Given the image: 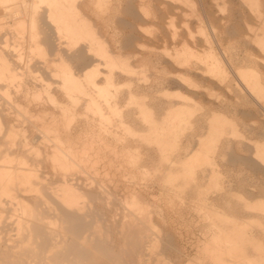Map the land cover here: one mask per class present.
<instances>
[{
    "label": "bare ground",
    "instance_id": "1",
    "mask_svg": "<svg viewBox=\"0 0 264 264\" xmlns=\"http://www.w3.org/2000/svg\"><path fill=\"white\" fill-rule=\"evenodd\" d=\"M112 1L114 0H32V2L28 4L26 0H17V2H15L16 6L11 7L12 4L10 2H13L12 0H0V18L2 16L7 15L8 12L12 14L16 10H21L26 15L24 17L23 22H26L27 20L28 22H30V25H31V32L29 30L30 35L28 34L29 39H27L28 35L26 34L24 35L25 32L23 33L22 30L21 32L23 35L21 39H19L18 41L16 40V43L11 42V40H9L8 38H4L3 36L0 35V264H31L30 262H35V263L39 262L43 264H82L83 262L84 263L87 262L88 264H108V262L109 261L111 262V259H113L114 256L116 255V250L115 251L113 250L114 248L113 246H112L113 248L111 246L109 247V240L104 236L103 232L100 233L99 231H93V230H95L94 224L97 220L95 218L94 212L98 211V213H100L101 211H103L102 212L103 214L104 213L112 214V212L115 211L112 200L113 198L117 196L116 192L119 190L113 189L115 187L111 188L110 186L106 184V183H109L108 181L106 182V180H110V179L105 180L101 177L99 178V176L97 175L99 178L98 179L96 174L98 173L102 174V172L104 171L103 174L105 173V175L108 176L110 175L108 170H111L112 166L114 165L113 164L114 161L110 159L111 153L109 154V152L111 151L114 152L115 151L114 148H117V147H114L113 145H111L112 143L109 142L110 139L108 138L110 135H113L114 132L116 133V131L113 130L114 126L116 125L115 127L117 126L122 127L124 130L126 129L127 131H130V133H132V128H133L132 124L133 122H135V120L132 119L134 115L133 112L129 111V113H126L128 120L125 119L126 117L124 115L119 114L118 116L119 119H116L117 117L115 118L116 120H118L117 121L118 123L116 124V121L115 123L114 121L113 123H111L113 119H110L111 114L107 116V114L109 113V112L107 113V110L115 112V115H116V112L120 113L121 111V110L119 111V107H120L119 104L123 102L122 100H124L125 102L128 97L132 99L136 96L140 97V95L144 96V98L147 96L146 93L144 94V91L147 90L146 87H145L146 89L143 88L144 91L141 89L143 93L140 92L139 88L141 87L138 85H137L138 90H136V88H135L136 91L133 90V87H134L133 84L135 81L134 75L141 73V72L138 71L139 69L137 70L135 65L130 63L132 61H129V59L135 57L137 59V62L142 63L143 61H145L144 55L141 54V56H138L140 53L138 50L139 46L137 42L139 39H141L138 37L141 36L140 34L142 31V30L140 31L138 21L142 18H145L146 16H149L152 13H150L151 10L148 11L149 9L147 8H141L142 6L144 7L143 5L144 0H129L128 2L126 0L127 4H125V6L122 4L123 5L122 7L120 5L121 3L119 2L120 0H118L119 8H116V10L118 9V12L120 11L121 15L123 13L125 17L127 16L129 18V20L122 19L121 17L119 18L115 17L119 24L118 25L119 31L117 30V28H114L113 30H111L110 22L114 17L112 13L114 12V9H115L113 7L114 2ZM177 1L178 0H156L157 5L156 6L152 5L153 7H156V12L153 14L154 18H157L161 24L164 23L166 25V28H168L169 25L174 27L173 16L175 15V12H173V10L176 8L175 4ZM186 1L187 3H189L188 0ZM246 1L244 0L245 5L247 6ZM221 2L223 3V1ZM239 2H242L241 4H244L242 0H240ZM248 2H250V4L252 5L256 3L253 0L248 1ZM255 6H253L252 8H254ZM16 7L18 8L16 9ZM246 8H248V6ZM209 9L211 10V8ZM259 11L257 12L259 13ZM210 12H213V11L211 10ZM229 12H232V11H229ZM216 13L218 12L216 11ZM258 13L257 14L255 13V14L259 16ZM212 15H211V18H212ZM179 19L181 20V18ZM245 24H246V20H245ZM20 26L24 27L22 26V24ZM239 26H242V25H239ZM163 27L165 29V26ZM173 27L171 28V30H173ZM126 29L128 30V32L124 31ZM122 30L124 32H121ZM166 31L168 32V30ZM241 35L243 34L241 33ZM248 37L246 39H248ZM164 41H166V38ZM254 42L256 41L254 40ZM140 43L141 42H139V44ZM251 45L247 46V48L250 47L251 49L252 48ZM44 47L45 49H48L46 50L47 52H49L48 56L50 55L52 57V59L49 58L50 60L47 62H45L46 58L43 61V58H44L43 56H42L43 58L41 57L42 60H40L35 55L37 53L36 51L42 50L44 49ZM23 48H26V50L28 48L29 54L23 53L22 52ZM186 48H189V46H186ZM124 49L125 50L129 49L131 52L127 54L123 53L125 51ZM259 51H261V48ZM31 52L35 53V54L33 53V57L35 55L36 58L35 57L33 58L31 56L32 54L30 55ZM40 52L41 51H39V53ZM254 52L255 51L253 52L250 51V54ZM43 53H45V51H43ZM182 53L183 52L181 51V54ZM46 54L44 55L47 56ZM148 54H151V52L150 53L148 52ZM250 54H248L247 56L245 55L246 57H245L244 62L249 63V65L251 66L262 64L263 60H258L257 58H255L256 56L253 57ZM172 55L173 54L169 53V57ZM175 55H176L174 59L175 64H178L179 67L183 68L185 63H183V60L180 58V56H178L177 54ZM149 57H152V56L148 55L145 58L147 59ZM160 59H162V57ZM149 62L152 63L153 61L151 62L150 60ZM206 63H209V62H206ZM207 65H210V64H207ZM186 67L189 68V64H187L185 68ZM40 69L41 70L43 69V71H45L47 76L36 75L35 73L38 72ZM151 69H154V68L151 67ZM187 75H189L188 76L189 78L190 74L187 73ZM154 76H155L154 80L152 81L150 86L148 84L147 85L149 86L148 88L150 90H155L157 91V93L167 90L165 88L167 85H170V84H174L175 86H179V87L184 86L187 90L192 89L191 88L192 83L187 81V79L183 77V72L181 71V69L173 70V71L170 70V72H168V75L167 73H165L164 75L158 73V74H155ZM206 77L204 76V78ZM200 78L199 80H201ZM212 80L213 79H211V81ZM207 81L206 83H209ZM253 81L255 84L254 88L244 87L243 90H239V91L235 89L237 92V97L238 98L241 97L244 100L247 99V96H250L252 98V94L256 92L255 90H259L261 92V95L259 94L257 95L262 99V101H264V85L263 83H261L260 77L257 75L256 77H254ZM213 82L214 81H212V83ZM124 84L126 86L128 85V88H129L127 92L125 93L122 90H120V86H123ZM218 86H219V83H218ZM179 89L180 88H178V90ZM194 89L191 90L192 94L195 93L196 91ZM182 90H184V88H182ZM187 92L186 94L189 93L188 97H190L191 92H188V93ZM165 95L168 96L167 93H165ZM123 98H125L126 100ZM191 98L192 96L190 97V99ZM193 98L195 99L196 97H193ZM172 99L171 100L169 99V101L166 103L167 105L166 106L167 108L166 117L162 119H158L154 115H152L154 113L151 114L150 109H149L150 110L149 114L151 115L147 117H151V119L150 118L147 119V117L146 118L144 117L148 121L150 120V123L148 124L147 128L143 129V131L147 132L148 135L144 136L142 134L143 135L142 140L147 141L149 144H156L159 148V149L157 148L158 149L157 151L159 152L161 151L162 154L168 149L172 150L174 148V150H176L175 148H177L179 145L176 141L177 137L173 135L174 129L178 127V121H179L178 115L179 114H177L178 112L175 113L172 110V108L176 106V103ZM141 105L142 104H140V106ZM144 105H145L144 106L145 108L147 105L146 104ZM251 106L249 105L248 107H251ZM255 106H253V110L256 108ZM259 106H261L262 109H264L262 105H259ZM141 107H143V105ZM144 108H143V111H144ZM104 110H106V112ZM252 111L251 113L253 115ZM259 111L261 112V110ZM262 113L263 112H261V114ZM257 114H260V113L258 112ZM130 117L132 120H129ZM145 119L142 120L143 123L146 122ZM96 126L98 128H95ZM118 130L117 132H119ZM133 134H135V132ZM125 140L126 139H124V141ZM222 140H224L222 139V137L217 138L218 142ZM227 143H230L229 144V147H230V145L233 142L231 143V142H228L227 140ZM128 145H130V143ZM262 147L263 146H261V148ZM126 148H128V146H126ZM258 148H255L256 153L254 152L255 155L257 154L256 156L257 161L255 159L249 158L248 156L247 157L249 159H247V157L245 158L246 160H249L251 164H255L256 166L258 167L260 166L262 168L261 166L262 164L260 161L264 163V147L262 149L260 148V150ZM118 153L119 152H117L115 155H118ZM134 154L136 153H133L132 156H134ZM225 154L227 153H224V154L221 153L223 157ZM125 155L127 156L128 154L126 153ZM165 156L162 157V159L165 158ZM178 156H179V153H178ZM138 157L139 155H137L134 159L137 160ZM233 157L230 156L229 160L230 161L233 160ZM128 159L130 160L129 156H128ZM139 159H142V158L139 157ZM144 160H143V163H145ZM132 161L134 160H131V162ZM170 163H169L170 166H168L170 168H169L167 177L173 183L175 181H179V182L182 181L184 182L185 185L190 184V186H192V183L194 184V182L196 180L198 181V179H200V181L201 180L203 181L205 178L208 177L209 179L211 178V180L214 179L213 181H215L214 177H216V180L219 177L217 175V171H216L217 169H215L216 173L214 169L210 170V172L207 170V172H209V175H208L206 174L205 170H203V171H200L201 173L200 174L198 173L199 174L198 175L196 173L198 171L196 170L193 171L191 170L192 168L189 169L190 168L189 166H188L189 168L184 166V169L183 167L182 169H180V167L179 168L176 167V161L174 162L171 160ZM212 165H215V164H212ZM139 167H141V165H139ZM143 168L144 167H142V169ZM212 168L214 167L212 166ZM92 173H96L95 177L91 175ZM48 174H52V177L49 178ZM79 174H84V175L88 174L87 175L88 177L85 176L86 178L84 177L82 178V181H80L81 175L79 176ZM112 177H114L113 174H112ZM195 186L197 187V185ZM204 186L202 188H204ZM133 191L132 193L137 194L136 190H133ZM182 192H184V189ZM197 193L199 192L197 191ZM229 193L230 192H228L227 194ZM134 194H131V195L133 196ZM138 195H140V193L137 194V196ZM135 203L133 202V205H135ZM127 206H130V205L128 204ZM124 207L126 208V206ZM130 211L131 210H129V212ZM96 217L99 220L100 216L98 217L96 215ZM5 231L13 232L14 235L10 238H4L2 234ZM224 232L227 235L230 231L226 233V231L224 230ZM224 232H222L220 236L223 235ZM87 233H89V235H87ZM243 233L244 231L241 233L242 236H243ZM245 233L248 234L247 231ZM235 234H238V233H235ZM237 236L238 235H236V237ZM222 237H218L219 239H217L216 237L215 238L217 240H220L222 239ZM226 237H228V235ZM224 241L221 240L220 243L226 246H229L230 243L234 242L233 240H230L227 238H226V241L225 242ZM120 243H121V240H120ZM146 243H150V240L147 241ZM225 243H229V245ZM235 243H236L235 246H238L237 244L238 242L235 241ZM28 247H32L35 253V256H33V259L31 260L26 258ZM230 247H228L229 249L226 248V250L228 249V251H231ZM234 248H237V247H234ZM244 248L245 246H243L241 250L239 248V250L241 251L240 253L243 252L242 249ZM248 249L245 248L244 251H247ZM146 250L148 251L150 249H146ZM236 250L237 249H235L234 253L231 251L233 255L232 254L229 255L227 253L228 260H230V262H231L230 258L235 259L236 256L238 257V255L236 254L237 252ZM258 250L261 251V249L259 248ZM121 251L123 252V250ZM39 252H41V256L40 255L37 256ZM118 254H121V253H118ZM256 255L259 256L258 258L256 257L257 264H258L259 263L258 261L259 260L261 261L262 259H260L261 255H259L258 253ZM214 256H215L214 257L215 260L220 259L219 253L215 254ZM242 258L245 259L244 257L240 258V255H239V259L242 260ZM236 259L238 260V258ZM236 259L232 261H236V264H237ZM252 261H255V260L252 259ZM238 262L242 263L241 261H238ZM243 262H246V261H243Z\"/></svg>",
    "mask_w": 264,
    "mask_h": 264
},
{
    "label": "rangeland",
    "instance_id": "2",
    "mask_svg": "<svg viewBox=\"0 0 264 264\" xmlns=\"http://www.w3.org/2000/svg\"><path fill=\"white\" fill-rule=\"evenodd\" d=\"M12 1L13 2H10L12 4L11 7L16 6L15 2H17V0H12ZM26 1L28 2V4L32 2V0H26ZM128 1L129 0H127V2ZM188 1L189 3H187L186 0L183 1L178 0L176 2L175 4L176 8L173 10V12H175V15L173 16L174 27L167 24L170 27L168 26V28H166V25L164 23L161 24L160 21L157 18H154L153 16V14L156 12V7H153L157 5L156 0H144L143 3L144 7L142 6L141 8H147L149 9L148 11L151 10L150 13H152L150 14L151 16L150 15L146 16L145 18H142L138 21L140 31L142 30L140 34L141 36L138 37L141 39L139 40L137 39L138 40L137 43L139 46L138 50L140 53L138 56H141V54L144 55L145 61H143L144 63L137 62V59L135 57H133L134 59L130 58L129 61H132L130 63L135 65L137 70L139 69L138 71L141 72L138 73L139 75L138 74L134 75V79H135L134 84L136 83L135 84L136 86L133 84L134 86L133 90L134 91L138 90V86L141 87L139 88L140 92H142L141 89L144 91V89L147 88V90H145L146 92L144 91V94L146 93L148 97L146 96L147 98L146 97L144 98V96L140 95V97L136 96L132 99L128 97L126 100L125 99L126 96H125V98L123 99H125L126 101L124 102V100H122L123 102L122 103L120 102L121 104H119L120 105L119 111L120 110L121 111L120 113L116 112V115L115 112H112L110 110L108 111L106 109L107 113L109 112L107 116L111 114L110 119H113L111 123H113V121L114 123L116 121V124L118 123L117 122L118 120L116 119H119L118 118L119 114L124 115L126 117L125 119L128 120L126 113H129V111L133 112L134 115L132 119L135 120V122H133L132 124L133 127L132 133H130V131H127L126 129L125 131L122 127L119 126L115 127L116 126L115 125L113 130H115L116 133L114 132L113 135H110L111 137L110 136L108 137L110 139L109 142L112 143L110 144L113 145L114 147H117L114 148L115 150L114 152L113 151L109 152V154L111 153L110 159L114 161L113 163L114 167L112 166L111 170H108L110 175L107 176L105 175V173L103 174L104 172L103 170H102L103 172L100 171L102 172V174L101 173L91 174L94 177L96 174V176L98 175L99 178L101 177L105 180L110 179V180H106V182L107 181L109 182L106 184L111 188L115 187L113 189L119 190L116 192L117 196L112 200L114 204L113 207L115 210L114 212H112V214L110 213L103 214L102 213L103 211H101L100 213H98V211L94 212L95 218L97 220L95 222L96 225L94 224L95 230L93 231H99L100 233L103 232L104 236L109 240V247L113 246L114 247V248L112 247L113 250L114 251L116 250V255L114 256L113 259H111V262L110 261L108 262V264H142V263L143 264L145 263L146 264L147 263L148 264H233V263L236 264V261H232L235 260L236 258H238V260L236 259L237 264H257V258L259 257L258 255H256L257 253L261 255L260 259H262L261 260L262 262L259 260L258 264H264V256H263L264 255V209H263L264 208V166H263L264 163L260 161L262 164L261 165L262 168L260 166L259 168L255 164H251V162L249 160H246L245 158L248 156L249 158L255 159L257 161V157H256L257 154L255 155L256 153L255 148L259 147L258 149L260 150L261 146L264 147V115H263L264 109H262V107L259 106L262 105L264 107V101H262V99L257 95V94L261 95V92L259 90H255L256 92L252 94V98L250 96H247V99L245 100L242 99L239 95L238 96L240 98H238L236 92V90L238 91L243 90L244 87L254 88L255 84L253 79L257 75L260 77L261 83H263L264 85V81H263L264 80V66H263L264 65V43H263L264 42V14H263L264 0H260V1L257 0L259 2L253 0L256 3H258L256 4L254 2L255 3V4L253 3L254 5L248 2L252 0H247V1L245 0L247 2L246 4L248 8H246L247 6L245 5L244 0H242L244 4H241L242 2H239L240 0H230V1L229 0H188ZM221 1H223V3ZM112 2H114L113 7L115 9L114 12L112 13L114 17L111 20L112 23L110 22V29L113 30L114 28H117L118 30L119 24L115 17L117 18L121 17L122 19H128V20L129 18L127 16L125 17L123 13L121 15V12L120 11L118 12V9L116 10V8H119L118 0H114ZM119 2L121 3L120 4L121 7L127 4L126 0H120ZM228 2L231 3L229 4ZM255 5L256 6L259 5V6L256 7ZM253 6H255L256 8L255 7L252 8ZM17 8L18 7H16V9ZM209 8H211L213 12H210L211 10ZM216 11L219 14L216 13ZM257 11H259V13ZM255 13L256 14L258 13L259 16H257ZM208 15L210 16V18ZM25 16H26L25 13H23V11L21 10H16L12 14L8 12L7 15L2 16L0 18V35L3 36L4 38H8L9 40H11V42L14 43H16V40L18 41L19 39H21L23 35L21 30L23 31V33L25 32L24 35L25 34L30 35L31 25L30 22H28L27 20L26 22H23ZM179 18H181V20ZM245 20H246V24H245ZM21 24L24 27H21L20 26ZM163 26H165V29ZM172 27L173 30L175 29L174 31L171 30ZM166 30H168V32ZM124 31L128 32L127 29ZM124 31L122 30L121 32ZM228 31L230 32V34ZM241 33L243 35H241ZM29 35L27 39H29ZM246 36L248 37V39H246L247 38ZM165 38L166 41H164ZM254 40L256 42H254ZM139 42L141 43L139 44ZM185 45L189 46V48H186ZM250 45L253 49L252 48L250 49V47L247 48V46ZM260 48L263 54L261 53V51H259ZM46 50L48 49H45L44 47V49L39 51H41L42 53L43 51H45V53L42 54L41 52L39 53V51H36L37 52L36 54L34 52H31L30 55L32 54L31 56L33 57V53H34L36 57L39 58L40 60H42V58L44 57L43 61L46 58L45 62H47L50 59H52V57L50 55H49L50 57L48 56L49 52H47ZM167 51L173 55L169 57V53ZM181 51L184 54L183 53L181 54ZM250 51L251 52L255 51V52L250 54ZM22 52L29 54L28 48L27 50L26 48H23ZM129 52L131 51L129 49H126L123 53L127 54ZM148 52L149 53L151 52V54L153 55L148 54ZM44 54H46L47 56H45ZM175 54L180 56V58L183 60V63H185L183 68L179 67L178 64H175V60H174L176 57ZM248 54H250L253 57L256 56L255 58H257L258 60H263V62L261 61L262 64L251 66L249 65V63L244 62L245 57ZM148 55L152 57L146 59L145 57H147ZM161 57L162 59H160ZM213 58H215L216 60ZM150 60L151 62L152 61L153 62L150 63L149 62ZM160 61L163 63V65ZM210 62L211 63L214 62V63L211 64ZM186 63L189 64V68L188 67L185 68V66L187 65ZM174 64L176 65V67ZM151 67L154 69H151ZM179 68L183 72V77H185L187 81L192 83L191 85L192 89L187 90L184 86L179 87V86H175L174 84H170L166 86L165 89L167 90L157 93V91L150 90L148 88L152 83V81L154 80L155 74L160 73L164 75L165 73H167L168 75V72H170V70L171 71L180 70ZM187 73L190 74L189 78L191 79L188 78L189 75H187ZM35 74L38 76H47V74L45 73V71H43V69L42 70L40 69ZM204 76L207 77L204 78ZM199 78L201 80H199ZM211 79H213L212 81L216 83L214 82L212 83ZM206 81L209 83H206ZM177 87L180 89L178 90ZM182 88H184L186 92L187 91L191 92L190 94V97L192 96L191 99L190 97H188L189 93L187 92L188 94H186V92L182 90ZM128 89H129L128 85L126 86L124 84L123 86H120V90H122L124 93L127 92ZM193 89L196 90L195 93H193L195 96L192 94L191 91ZM164 92L167 93L169 97L165 95ZM193 97L196 98L194 99ZM169 99L170 100L172 99L176 103V106L173 107L172 110L175 113L178 112L177 114H179L178 127L174 129L173 135L177 137L176 141L180 145V147L178 145L177 147L178 149L175 148L176 150H174L173 148L172 149L173 151L171 149H168L167 151L163 152L164 156L165 155L166 156L165 158L162 159V157L164 156L161 151L160 152L157 151L159 149L158 146L156 144H149L147 141L142 140V137L143 135L144 136L148 135L147 132L143 131V129L147 128L148 124L150 123V120L148 121L147 119L149 118L151 119V117H147V116H150L152 113H154L152 115H154L158 119H162L167 116L166 103L169 101ZM140 104H142L143 107H141L142 105L140 106ZM144 104L147 105L145 108H144L145 106ZM249 105L252 106L248 107ZM253 106L256 107V108L254 107L255 111L253 110ZM143 108L145 112L143 111ZM149 109L151 110V114H149L150 112ZM106 110L104 111L106 112ZM259 110H261V112L263 113L261 114ZM251 111L253 112V115ZM257 111L260 114H257L258 113ZM144 117L145 118L147 117V119H145ZM132 119L131 117L129 118V120ZM143 119H145L146 121V122L144 121L145 123H143L142 121ZM95 128L98 127L96 126ZM116 128L117 130L119 128L118 130L119 132H117ZM133 130L135 134H133L134 133ZM219 137H222V139L224 140L218 142L217 138ZM248 138L249 139L252 138V139L249 140ZM124 139H126L127 141L126 140L124 141ZM226 139L228 140V142L231 143L233 142L230 145V147H229L230 143H227ZM127 143L128 144L130 143L131 146L128 145ZM126 146H128V148H126ZM123 150L125 151L128 150V151L125 152ZM117 152H119L120 154L118 153V155H115ZM141 152L143 155L141 154ZM126 153L128 154L127 156L125 155ZM133 153L136 154L132 156ZM221 153L223 154L227 153V154H225L223 157ZM137 155H139V157L142 159H139V157L137 158V160L134 159ZM128 156L130 160L128 159ZM230 156L231 157L234 156L233 160L231 161L229 160ZM248 157L247 159H249ZM131 160H134L132 161L133 163L131 162ZM143 160L145 161V163H143ZM171 160L174 162L176 161V167L178 168L180 167V169H182L183 167L184 169V166L185 167L189 166L190 167V168L188 167L189 169L192 168L191 170L198 171V172L195 171L197 174L198 173L200 174L201 173L200 171L205 170L206 174L209 175L210 170L214 169L215 171V169H217L216 171L219 177L216 175L218 178L216 180V177H214L215 181H213L214 179L211 180V178L209 179L208 177L204 179L205 181L203 180L204 182L202 180L201 182L200 179H198L200 183L196 180L194 184L192 183V186H190V184L185 185L184 182L182 181L180 182L175 181L174 182L176 184L175 185L167 177L170 168L168 166H170ZM189 163L192 165H190ZM138 164L141 165V167H139ZM143 164L144 165L146 164L145 165L146 168ZM212 166L214 168H212ZM142 167L144 168L142 169ZM207 170L209 172H207ZM112 174L114 175V177H112ZM87 175L88 174L85 175L79 174L80 181H82V178H84L85 176L88 177ZM102 175L105 176L106 178L103 177ZM48 177L51 178L52 174H48ZM183 184L185 185V187ZM195 185H197V187ZM180 186L183 188H181ZM203 186L204 188H202ZM183 189L184 192H182ZM133 190H136L137 194L140 193V195L137 196L136 193L135 194L132 193ZM197 191L199 193H197ZM227 191L230 193L227 194L228 193ZM131 194H134L135 196L134 195L132 196ZM133 202L135 203V205H133ZM126 204L127 205L129 204L130 206H127ZM124 206H126V208ZM212 209L215 211H213ZM129 210L131 211L129 212ZM96 215L98 217L100 216L99 220L96 217ZM105 217L108 218L106 219ZM236 227H238L239 229ZM224 230L226 231V233L229 231L231 232L227 234L228 237H226L227 235L225 234ZM243 231L244 233L247 231L248 234L243 233L242 236L241 233ZM222 232H224L223 235L225 236L223 235L220 236ZM13 235L14 233L10 231H5L2 234L4 238H10ZM87 235H89V233H87ZM236 235L238 236L236 237ZM217 236L218 237L223 236L225 238L222 237V239L217 240L219 239ZM241 237L244 238L242 239ZM226 238L234 241L233 243H230L231 247L229 243H225L229 246L220 243L221 240L226 241ZM149 240L150 243H146ZM142 241H144L145 243ZM235 241L238 242L237 243L238 246H235L236 245ZM233 246L237 248H234ZM243 246H245L246 249L250 247L247 250L249 254L247 251H244L245 248L242 249L243 252L240 253L241 252L240 250L241 248H243ZM228 247H230V250L233 253L235 252V249H237L236 254L238 255V257L236 256L235 259L229 257L232 263L230 262V260H228L227 253L229 255L231 254L233 255V253H231V251H228L229 249ZM226 248L228 249L226 250ZM231 248H233L234 251ZM258 248L261 249V251L258 250ZM146 249H150V250L147 251ZM121 250H123V252ZM117 252L121 254H118ZM146 252L148 255L146 254ZM259 252L262 254H260ZM217 253H219L220 255L219 260H215L214 258L215 257L214 255ZM243 253L244 255L246 253V255L244 256ZM39 255L41 256V252H39L37 256ZM239 255L240 258L244 257L245 259L242 258V260H240ZM247 255L248 256L250 255L249 256L250 260ZM26 256H27L26 258L30 260L33 259L35 253L32 247H28ZM246 256L248 259L246 258ZM251 258L254 259L256 262L252 261ZM238 261H241L242 263H239ZM243 261H246L248 263ZM251 261L254 263H252ZM30 263L43 264L39 262L37 263L30 262ZM82 264H88V263L83 262Z\"/></svg>",
    "mask_w": 264,
    "mask_h": 264
}]
</instances>
